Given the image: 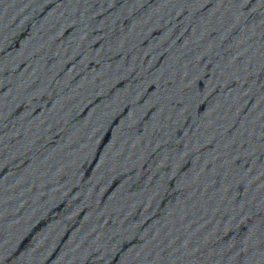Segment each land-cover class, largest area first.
<instances>
[{"label":"water","instance_id":"95a60500","mask_svg":"<svg viewBox=\"0 0 264 264\" xmlns=\"http://www.w3.org/2000/svg\"><path fill=\"white\" fill-rule=\"evenodd\" d=\"M0 264H264V0H0Z\"/></svg>","mask_w":264,"mask_h":264}]
</instances>
